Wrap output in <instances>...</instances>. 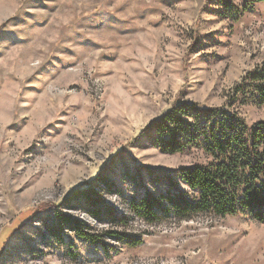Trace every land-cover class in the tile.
<instances>
[{
  "label": "rangeland",
  "instance_id": "374dc122",
  "mask_svg": "<svg viewBox=\"0 0 264 264\" xmlns=\"http://www.w3.org/2000/svg\"><path fill=\"white\" fill-rule=\"evenodd\" d=\"M226 1L234 19L220 0H0V264H264V224L248 214L150 223L128 203L140 180L153 190L148 170L210 161L142 131L182 103L222 107L264 63V2ZM239 112L264 120V106ZM91 187L101 202L71 200ZM56 212L105 246L71 225L55 239Z\"/></svg>",
  "mask_w": 264,
  "mask_h": 264
},
{
  "label": "trees",
  "instance_id": "16d2710c",
  "mask_svg": "<svg viewBox=\"0 0 264 264\" xmlns=\"http://www.w3.org/2000/svg\"><path fill=\"white\" fill-rule=\"evenodd\" d=\"M220 2L225 15L234 19L238 9L229 1ZM249 104L264 106V63L234 84L222 107L182 103L148 125L139 138H150L163 153L174 155L199 149L210 161L180 169L176 177L166 171L148 170L153 190L140 180L135 196L128 201L130 212L150 223H158L167 215L189 220L200 215L248 214L251 220L264 224V120L251 124L240 114L239 108ZM98 182L111 192L122 193L106 177H100ZM93 194L91 187L78 191L71 200L101 202L93 200ZM105 210L110 215L116 213L112 208ZM55 219L48 230L58 241L63 226L71 225L69 229L79 239L105 246L104 233L94 234L81 221L67 219L59 212ZM128 222L124 217L117 224L125 226ZM120 235L113 236L122 240ZM127 243L136 246L139 241Z\"/></svg>",
  "mask_w": 264,
  "mask_h": 264
}]
</instances>
